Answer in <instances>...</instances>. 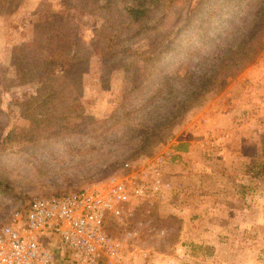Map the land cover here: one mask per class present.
Here are the masks:
<instances>
[{"label": "rangeland", "instance_id": "obj_1", "mask_svg": "<svg viewBox=\"0 0 264 264\" xmlns=\"http://www.w3.org/2000/svg\"><path fill=\"white\" fill-rule=\"evenodd\" d=\"M261 14L264 0H0V228L34 197L171 151V191L108 232L160 264H264V50L150 129Z\"/></svg>", "mask_w": 264, "mask_h": 264}, {"label": "built area", "instance_id": "obj_2", "mask_svg": "<svg viewBox=\"0 0 264 264\" xmlns=\"http://www.w3.org/2000/svg\"><path fill=\"white\" fill-rule=\"evenodd\" d=\"M173 157L168 151L126 161L97 186L32 198L0 228V264H160L154 253L110 234L107 223L125 225L132 211L168 194L165 168ZM48 234L57 236L54 249L44 241Z\"/></svg>", "mask_w": 264, "mask_h": 264}, {"label": "trees", "instance_id": "obj_3", "mask_svg": "<svg viewBox=\"0 0 264 264\" xmlns=\"http://www.w3.org/2000/svg\"><path fill=\"white\" fill-rule=\"evenodd\" d=\"M106 3H110L113 0H103ZM257 16L255 24L247 26L241 33L237 47L232 50L228 57L219 62V70L214 75L208 78H200L196 84H190L192 89L186 90V93L182 95L181 103L174 107L173 110L168 112V117L165 121L155 124L151 132L157 131L163 134L168 133L173 125V121L177 116V113L181 112L186 104L192 103L199 99V96L205 94L203 89L209 87V89L220 91L227 86L231 81L237 78L246 68L252 65L257 57L264 50V16ZM165 131V132H164ZM151 137V134L149 135ZM188 144L178 143L175 146V150L178 152H184L187 149ZM261 174L264 175V169L261 170Z\"/></svg>", "mask_w": 264, "mask_h": 264}, {"label": "crops", "instance_id": "obj_4", "mask_svg": "<svg viewBox=\"0 0 264 264\" xmlns=\"http://www.w3.org/2000/svg\"><path fill=\"white\" fill-rule=\"evenodd\" d=\"M193 141H192V145L189 146V149L188 150H185L184 152H178L179 155L182 157L183 160L185 159V157H191L193 155V153H194L193 146H194V143H195Z\"/></svg>", "mask_w": 264, "mask_h": 264}]
</instances>
